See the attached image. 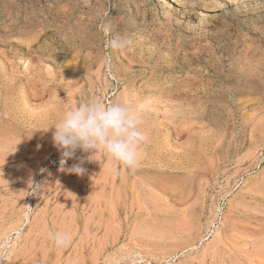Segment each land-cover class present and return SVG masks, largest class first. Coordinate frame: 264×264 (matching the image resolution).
<instances>
[{
	"label": "rangeland",
	"instance_id": "1",
	"mask_svg": "<svg viewBox=\"0 0 264 264\" xmlns=\"http://www.w3.org/2000/svg\"><path fill=\"white\" fill-rule=\"evenodd\" d=\"M96 100L141 110L139 163L62 172ZM0 264H264V0H0Z\"/></svg>",
	"mask_w": 264,
	"mask_h": 264
},
{
	"label": "clouds",
	"instance_id": "2",
	"mask_svg": "<svg viewBox=\"0 0 264 264\" xmlns=\"http://www.w3.org/2000/svg\"><path fill=\"white\" fill-rule=\"evenodd\" d=\"M50 129H54L53 144L60 152V171L77 176L85 174V161L66 165L78 150L89 153V162L95 161L97 155L106 154L131 170L138 165L140 148L148 140L141 110L118 102L105 105L96 100L75 107L69 105ZM50 238L57 247L67 246L70 239L67 233L59 231Z\"/></svg>",
	"mask_w": 264,
	"mask_h": 264
},
{
	"label": "bare ground",
	"instance_id": "3",
	"mask_svg": "<svg viewBox=\"0 0 264 264\" xmlns=\"http://www.w3.org/2000/svg\"><path fill=\"white\" fill-rule=\"evenodd\" d=\"M231 3V2H230ZM231 5V4H230ZM218 9H220V8H218Z\"/></svg>",
	"mask_w": 264,
	"mask_h": 264
}]
</instances>
